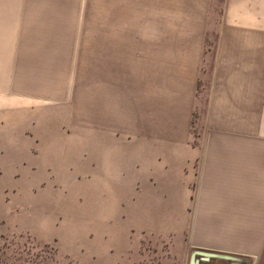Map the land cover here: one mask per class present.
<instances>
[{"label":"crops","instance_id":"0c3cea01","mask_svg":"<svg viewBox=\"0 0 264 264\" xmlns=\"http://www.w3.org/2000/svg\"><path fill=\"white\" fill-rule=\"evenodd\" d=\"M93 8L89 36L86 0H0V234L17 191L33 233L76 191L85 248L123 202L184 238L178 264L193 245L264 264V0Z\"/></svg>","mask_w":264,"mask_h":264},{"label":"rangeland","instance_id":"374dc122","mask_svg":"<svg viewBox=\"0 0 264 264\" xmlns=\"http://www.w3.org/2000/svg\"><path fill=\"white\" fill-rule=\"evenodd\" d=\"M93 2L94 0H86L85 22L89 36H92L94 20ZM9 192L6 193L7 198ZM22 192L28 193L29 190ZM22 192L16 193L21 203L16 210L22 213L20 222L23 225L10 222L11 226L7 225L9 230L0 236V264H178L180 261L179 251L186 244L184 238L174 239L162 225L157 230H146L147 227L144 228L140 221H127L123 202L113 207L117 211V220L113 215L111 222L102 223L106 226L110 224L111 228L100 232L101 223L94 224L98 232L90 238L89 247L85 248L81 242L83 233L80 231L83 222L77 219L75 213L76 191L69 194L65 208L63 205L58 208L62 219L56 220V223H38L33 233L29 231V207L22 204L26 203ZM12 209L13 207H9L7 211ZM35 230L38 232L35 233Z\"/></svg>","mask_w":264,"mask_h":264},{"label":"water","instance_id":"95a60500","mask_svg":"<svg viewBox=\"0 0 264 264\" xmlns=\"http://www.w3.org/2000/svg\"><path fill=\"white\" fill-rule=\"evenodd\" d=\"M186 264H253V258L246 253L193 245Z\"/></svg>","mask_w":264,"mask_h":264},{"label":"trees","instance_id":"16d2710c","mask_svg":"<svg viewBox=\"0 0 264 264\" xmlns=\"http://www.w3.org/2000/svg\"><path fill=\"white\" fill-rule=\"evenodd\" d=\"M3 234H0V236H2Z\"/></svg>","mask_w":264,"mask_h":264}]
</instances>
